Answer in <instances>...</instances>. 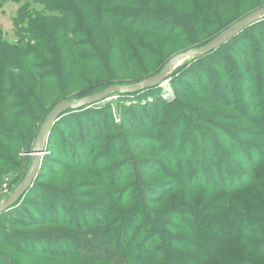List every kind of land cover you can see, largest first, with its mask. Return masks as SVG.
Instances as JSON below:
<instances>
[{
    "label": "trees",
    "instance_id": "obj_1",
    "mask_svg": "<svg viewBox=\"0 0 264 264\" xmlns=\"http://www.w3.org/2000/svg\"><path fill=\"white\" fill-rule=\"evenodd\" d=\"M73 1L75 3L66 0H36L35 3L38 2L42 5L45 11L48 13L55 12L60 16L61 20L57 22L58 29L50 30L44 27L42 24L44 21H40L39 19L31 21L30 25H28L30 27V35L36 38L35 47H28L26 50L21 46L14 49V46L10 47L8 50L10 54L6 57L10 63H25L31 66L30 69L36 72V77L42 83L53 82L57 80L55 68L59 64L57 62L51 66L52 70H50L48 67L49 60H46L44 56H61L55 51V42L57 41V33L63 31L67 37L64 46L72 53L73 64L86 63L95 66L96 70L101 72H94L93 76H89L85 81L77 80L87 85V87L83 88L84 96L78 97V99L101 92L104 88L102 90L100 88L98 90L95 89L103 84L107 83L110 85V82L117 81L112 76L111 70L113 69V62H117L118 60L127 65H133L141 70L142 73L147 74L148 70L145 68L146 64L149 63L147 60L158 55L157 52L149 47V43H146L147 38L153 44L156 40L161 44L169 42V40H178L182 42V46L194 44L196 46H191L192 48H200L206 45L207 40H202L204 43L200 39H197L196 28H218V30L222 29V31L227 28L218 24V13L211 11L210 4L203 0ZM82 2H85L86 16L89 15L84 22L80 18L82 12L78 6V3ZM257 5L255 9L263 7L264 3L261 2ZM93 15H96V17H93ZM90 20H97V25L94 29L93 25L89 23ZM103 27L108 28L105 31L110 30V32L117 35L109 34L108 38H105V31L102 30ZM222 31L218 32L213 38ZM7 60L0 53V74L2 73L4 62ZM32 60L35 61L33 64L31 63ZM164 65L165 63L162 67ZM48 70L50 71L47 72ZM103 74L106 75L105 78H103ZM173 77H175V80L171 84L174 86L177 96L181 95L179 93H194V95L204 96L215 105L217 104L240 112L245 121L248 120L249 107L252 109L251 114H249L252 121L251 124L256 123V127H264V114L261 118H258L259 114H257V117L253 116V112L256 114L257 111L261 110L260 105L262 104L259 101V98L262 96L258 98V95L255 94L254 79L264 86V20L248 27L208 55L193 58L188 67L177 69V72L173 73ZM178 81H187V84L191 86V91L184 92L188 88L177 85ZM135 83L132 82V84ZM260 89L262 90L263 88L260 87ZM155 90L157 88L141 90L135 96ZM20 94L19 90L14 89L10 85L6 86L5 83H1L0 79V105L3 102H13L7 105V113L10 117L8 119L11 122L19 119L26 120L31 116ZM148 95L150 94L146 96ZM20 98L22 100L20 102L13 101ZM175 101L176 99L170 105H174ZM155 104L152 107L153 113L150 128L152 127V123L154 124L155 121H158L155 110L158 104ZM90 106L64 113L65 116L69 115L68 120L70 121H68V129L66 131L63 129L65 139H63L62 144L65 150H68L64 154L68 158L67 161L72 162L74 165L72 170L83 166L86 167L87 162L95 155V136L91 131L93 126L98 128L96 134L97 140L108 138L105 134L107 127H99L96 121L89 127L87 121H82L83 118L86 120L83 113L91 111L92 107ZM176 106L178 107V103H176ZM186 110V116L177 118V120H190L191 123L196 124L195 127L190 128L189 132L187 130L190 126L189 122H185L184 125L179 126L176 130H168L162 127L161 133L167 134V136H164L166 140L164 139L165 141L161 142V146L165 147L167 144H173L174 148H178L176 151L171 152L164 150V154L166 157L179 158V163H181V160L182 162H187L185 165L190 168L186 169L185 176L182 177V181L185 183L183 186L187 190L194 192L206 191L205 194H202L203 196L201 195L198 202L201 203V201L206 200L210 195H215L214 202L206 201L199 207H196V211L192 213V216H196H190L189 218L191 223L185 225L182 230L183 232L180 233L181 235L174 237H169L165 232L160 233L159 231H155L156 228L151 226L154 224L163 227L162 220L158 218L151 219L146 216L141 222L148 227V232L153 233V236L149 234L148 238L141 239L139 241L140 245L137 247L135 246V242L141 238V234L147 235V231L142 232L141 229V233H134L132 239L127 237L132 227L138 224L135 221L138 219L137 217L134 220L132 219L134 215L137 216L139 214L137 209H135L131 216L126 219H122V216H120L116 217V221L110 220L108 224L102 223L105 228L107 227V231L104 229L107 232L106 237L109 240L107 244L116 252V256L127 261L131 260L136 264H216L215 261L222 254L234 253L233 250L226 249L232 244L233 246H241L243 248L242 253H249L251 251L253 253L264 254V207L257 211L248 208L244 212L235 210L232 213L231 209L227 208L228 204L235 200V193L245 191L247 187L252 186L255 182L262 184V194L264 195V175L255 173L257 172L255 168H259L264 161V145L248 141L247 137L242 136L246 132H244L245 129L240 127L239 124L238 129L236 126H228L226 131L222 133V135H225L223 136L224 144L221 142L220 136H213L209 131L197 125L202 120L198 112H194L191 108H187ZM132 111L136 119L133 117V120L127 123L130 128L147 133L151 132L152 128L148 131L143 130L137 125L142 121L140 120V113L134 109ZM171 111L172 109L168 107L170 114L174 112ZM148 112L151 113L150 111ZM178 113L175 112L173 115L168 116L170 122L177 121L174 116L179 117L180 114ZM125 117V113H123V120ZM74 119L82 121L80 123L82 128H79L77 133L74 128L76 124V120ZM205 119L213 120L210 116ZM237 121H240V119ZM97 122H101L100 118L97 119ZM123 122L125 123V121ZM3 123V119L0 117V139L3 140L4 137L9 140H3L7 144H16V135ZM58 128V126L55 127L56 135L58 131L61 132ZM121 128L125 129L124 126H121ZM50 131L49 140L52 139V127ZM181 133H184L182 137ZM262 139L264 140L263 132ZM132 143L135 149H141L136 142L132 141ZM226 143L230 147H236L237 151L233 152L225 148L224 145ZM191 147L192 149H190ZM184 148L187 151H183ZM181 151L185 152L183 157L179 155ZM3 152L4 150H0V167H4L8 163V159L5 157L6 154ZM240 154L242 157H240ZM49 155L51 154L49 153ZM243 157L249 159V169L241 162L240 159H243ZM190 161H192L191 163L194 166H190ZM154 162L157 161L154 160ZM153 166L152 163L146 162L142 165L138 164V167H142L143 170L150 173H155L157 170ZM174 182V186H176L180 181ZM34 185L27 190L18 203L0 214V246L6 248L9 253L18 258L17 261L13 256H6L3 254L5 252L0 248V264H25L27 260L24 257L27 259L34 257L65 258V254L67 256L71 254L70 252L57 253L55 252V248L59 252H64L63 249L60 250L58 243H60V240L66 242L72 241L73 234L68 236L57 233L40 234L22 232L20 230L35 229L49 225L55 228L68 226V228L75 231L88 230L91 227V231L98 226L97 224L88 226L79 222L81 218L77 213L82 208H80V204V206L73 204L75 202L73 197L77 195H69L70 189L63 190L50 185L47 187L39 185L36 190L38 194L42 195L39 198V202L42 203V201H46L48 198L49 201L46 203L48 207L46 210H43L42 208L44 207L40 209L37 205L32 204V201L28 202L26 200L27 195L31 193ZM172 187L171 183L166 182L165 185L159 186L154 191L149 188V194L154 198V200H150V203L154 205L160 204L167 194L162 193V191L168 190V192H171L172 189L170 188ZM44 193L48 197H44ZM222 202L226 205H224V208H219ZM109 213L112 215V211ZM211 214L214 216L209 217ZM77 216L79 217L78 222L76 221ZM142 216L140 215L139 218H142ZM200 219H204L206 222L202 224ZM92 234H94L93 231ZM200 235L205 236V238L199 239ZM197 237L199 240H195ZM114 240L116 242L113 243ZM158 240H161V242L157 245L156 251L160 252L156 256H150L148 253L151 247H154L158 243ZM45 242V248H36V245H41L42 247ZM207 245L210 248L202 256L203 251L201 248ZM191 250L196 251V253H189ZM183 251L186 253H180ZM93 260L101 261V259ZM240 264H248V262L243 261Z\"/></svg>",
    "mask_w": 264,
    "mask_h": 264
},
{
    "label": "rangeland",
    "instance_id": "obj_2",
    "mask_svg": "<svg viewBox=\"0 0 264 264\" xmlns=\"http://www.w3.org/2000/svg\"><path fill=\"white\" fill-rule=\"evenodd\" d=\"M35 1L36 0H0V53L5 60H7L6 56L10 54L8 53L10 47L14 46V49L15 47L21 46L24 47L25 50L28 47H35L36 38L30 35L29 25L31 21L39 19L40 21H44L42 23L44 27L50 30L58 29L57 22L61 20L60 16L55 12L48 13L44 10L42 5L38 2L35 3ZM66 1L75 3L73 0ZM203 1L210 4L211 11L218 13V24L223 25V27L225 26L224 28H228V26L252 13L253 9L254 11L260 9H255V7L261 2L264 3V0ZM78 6L82 12L80 18H82L84 22L89 16H86L85 2L78 3ZM93 17H96V15H93ZM89 23L93 25L94 29L97 25V20H90ZM59 28L62 29L63 27ZM97 28L100 29L99 26H97ZM102 30L105 31L108 30V28L103 27ZM220 31H222V29L198 27L196 28V36L200 41L207 40L206 43L202 41L207 44L209 41L213 40V37ZM109 34L117 35L109 30L104 32V37L108 38ZM66 40L67 37L63 31L57 33L55 51L61 56H44L46 60H49L48 67L50 70H52L51 66L55 65L57 62L59 64L57 68H55L57 80L53 82L42 83L39 81L36 77V72L32 71L30 69L31 66L25 63H10L8 60L4 62V67L0 74L1 83H5L6 86L10 85L21 92L20 97L22 96L31 116L26 120L19 119L14 120L15 122H11V120L8 119L10 117L7 113V105L13 102H3V104L0 105V114H2L0 117L3 119V124L16 135L15 137L17 139L16 144H7L3 140H9L4 137L3 140L0 139V150H4L3 153L6 154L5 157L8 159L6 166L0 167V203L7 200L29 168L32 161L33 145L37 139L39 129L51 109L61 101L74 103L78 97L84 96L83 88L87 87V85H84L80 81H85L89 76H93L94 72L101 73L99 70H96L95 66L86 63L81 62L80 64H73V55L64 46ZM157 41L158 40L153 44L149 38L146 40V43H149V47L158 54L156 57L147 60V62H149L145 66L146 70H148L147 74L142 73L141 70L133 65L122 63L121 60L117 62L112 61L113 69L111 70V74L117 81L110 82V85L107 83L103 84L95 90L99 88L102 90L110 86H128L127 84L131 85L132 82H139L150 78L158 74L162 65L172 57L190 50L192 48L191 46H196L194 44L191 46H182V42L178 40H169V42H164V44ZM232 57L234 56L232 55ZM192 60L193 59L186 60L173 70L163 83L154 87L157 88V90L153 92H145L138 96H135L136 93L125 95L124 97L123 95H111L109 101L94 104L90 106L92 107V109H90L91 111L83 113L86 120L83 118L82 121H87L89 127L94 121L99 124V127H107L105 129V134L108 136L106 139L102 138V140H97L98 137L96 134L98 128L93 126L91 131L95 136V155L87 162L86 167L83 166L72 170L74 165L72 162L67 161L68 158L64 155L68 150H65L62 144L63 139H65L63 129H65V131L68 129V121H70L68 120L69 115L65 116L63 113L55 120L52 126V139L47 140L40 169L32 184L35 185L31 193L27 195L26 200L28 202L32 201V204L37 205L38 208L41 209L44 207L42 209L46 210L48 207L46 203L49 200L47 198L46 201H42L44 204L39 202V198L42 197V195L36 192L39 185H42V187L50 185L63 190L70 189L69 195H77L73 197L75 201L73 204H80L81 206H79L82 208V210L77 213L81 219L79 221V217L77 216L76 221L88 226L93 224H97L98 226L91 231V227L88 230L75 231L68 228V226L55 228L49 225L35 229L28 228L20 230L22 232L40 234L57 233L67 236L73 234L71 238L73 239L72 241L66 242L60 240V243H58L60 250L63 249L64 252H59L58 249L55 248V252L57 253L70 252V256L65 254V258L34 257L30 259L24 257V259L27 260L25 264H136L131 260L127 261L116 256V252L107 244L109 240L108 237H106L107 232L104 230L106 229L107 231V227L105 228L104 224H102H108L110 220L116 221V217L120 216H122V219H126L131 216L135 209H137L139 214L137 216L134 215L132 219L134 220L137 217L138 219L135 221H137L138 224L132 227L127 237L132 239L134 233H141V229L142 232L147 231V235L141 234V238L135 242L136 247L140 245L139 241L141 239L148 238L149 234L153 236V233L148 232V227L141 222L146 216L151 219L158 218L162 220L161 223L164 225L163 227L154 224L151 226L156 228L155 231H159L160 233L165 232L169 237L181 235L180 233L183 232L182 230L185 225L191 223L189 218L192 216V213L196 211V207H199L206 201H211V203L214 202L215 197V195H210L206 200L199 203L198 201H200L201 195L205 194L206 191L201 190L199 192H194L187 190L185 186H183L185 183L182 181V177L185 176L186 169L188 170L190 168L185 165L187 162H182L181 160V163H179V158L166 157L164 154V150L171 152L176 151L178 148H174L173 144H167L165 147L163 145L161 146V142L163 143V141L166 140L164 136H167V134L161 133L162 127L168 130H176L179 126L184 125L185 122H189L190 125L187 129L188 132L190 128L195 127L196 124L191 123L190 120H177V118L186 116L187 108H191L194 112H198V114L201 115L202 118L200 119L202 120L197 124L199 127L209 131L213 136H220L219 138L224 144L225 141H223V136L225 135H222V133L226 131L228 126H236L237 128L239 124L240 127L245 129L244 132L247 133L242 134V136L247 137L248 141L264 145V140L262 139L264 127H256V123H253V125L251 124V117H249V114L252 112L251 108L248 107L247 122L243 119L240 112L236 110L233 111L230 108H225L217 104L215 105L204 96L194 95V93H179L181 94L180 96L176 95L174 86L171 84V82L175 80L173 73H176L179 68L188 67ZM34 62V60L31 61L32 64ZM105 77L106 75L103 74V78ZM78 79H80V81H77ZM187 81L189 82V80ZM187 81H178L177 84L181 85V87L188 88L184 92L191 91V86L187 84ZM260 87L263 89L261 90ZM254 88L258 98L260 96L263 98H259V101L262 103L260 105L261 110L259 112L257 111L256 114L253 112V116L257 117V114H259L258 118H261L264 114V86L260 84L258 80L254 79ZM147 94L150 95L146 96ZM175 99V104L170 105ZM13 101L20 102L22 100L20 98L19 100ZM155 103L158 104L157 109H155L158 121H155L154 124L152 123V131L147 133L145 131H138L130 128L127 123L129 121L131 122L133 117L136 119L132 111V109H134L136 112L140 113V120H142L137 125L143 130L149 131L151 129L149 126L152 120V107ZM176 103H178V107ZM168 107L174 112L171 111L172 113L170 114V112H168ZM175 112H179L178 114H180V116H174L177 121L172 123L168 116L173 115ZM123 113H125L126 116L124 120ZM208 116L213 118V120L205 119ZM98 118H100L101 122H97ZM77 119H74L76 120L74 127L76 133L79 128H82L80 124L82 121L80 122ZM238 119L242 122L237 121ZM123 121H125V123ZM56 126L59 127L58 130H61V132L58 131L57 135L55 132ZM121 126H124L125 129H120ZM184 133H181V137ZM79 134L77 135L79 136ZM132 141L136 142L141 149H135ZM224 147L233 152L237 151L236 147H230L227 143ZM190 149H192V147ZM184 150H186V148H184L183 151ZM183 151L180 152V157L185 155ZM49 153L51 155H49ZM240 157H242L241 154ZM154 160L157 162H154ZM240 160L244 163L245 167L249 169V159L243 157V159ZM144 162L152 163V166L154 165L153 167L157 169L156 172L150 173L143 170L142 167H138L139 163L142 165ZM191 162L192 161H190V166H194ZM255 169L257 171L255 173L264 175V161L259 168ZM178 180L180 182L174 186V181ZM166 182L171 183L173 187L170 189H172V191H162V193L167 194L160 204L154 205L150 203V200H154V198L151 197L148 189L151 188L154 191V189H157L159 186L165 185ZM262 187L261 183L255 182L252 186L247 187L245 191L235 193V200L229 203L227 208L231 209V213L235 210L244 212L247 211L248 208L254 209L255 211L262 209L264 207ZM44 197L48 196L44 193ZM138 205L139 207H137ZM224 205L226 204L222 202L219 208H224ZM65 211L67 212V210ZM110 211H112V215L109 213ZM140 215H143L142 218H139ZM212 215L213 214L209 215V217L214 216ZM200 220L202 224L206 222L204 219ZM92 231L94 234H92ZM162 236L164 237L163 234ZM202 238H205V236L200 235L199 239ZM199 239L198 237L197 239L195 238V240ZM114 242L116 241L114 240L113 243ZM160 242L161 240H158V243L154 247H151L148 253L150 256L158 255L160 251L157 252L156 247ZM45 244L46 242L43 243L42 247L41 245H36V248H45ZM0 248L5 252L3 254L6 256H13L18 261L17 256L9 253L6 248L3 246H0ZM208 248H210L209 245L201 248L203 251L202 256L207 253ZM226 249L233 250L234 253L222 254L219 259L215 261L216 264H240L243 261L248 262V264H264V254L253 253L251 251L249 253H242L243 248L241 246H233V244L229 245ZM180 253L186 252L183 251ZM189 253H196V251L191 250ZM93 259H101V261H95ZM219 261L221 263H217Z\"/></svg>",
    "mask_w": 264,
    "mask_h": 264
},
{
    "label": "water",
    "instance_id": "obj_3",
    "mask_svg": "<svg viewBox=\"0 0 264 264\" xmlns=\"http://www.w3.org/2000/svg\"><path fill=\"white\" fill-rule=\"evenodd\" d=\"M264 20V7L253 11L252 13L244 16L241 20L230 25L227 29L218 34L213 40L200 48H192L178 55H175L168 60L161 68L160 72L150 78L136 82L128 86H110L101 92L89 95L76 100L74 103L61 101L56 104L46 116L43 124L41 125L37 139L33 145L32 161L27 169L23 179L19 182L15 190L4 202L0 203V214L4 213L16 203L20 201L22 196L32 186L38 171L41 166L42 157L45 154V148L50 129L55 120L66 111H76L82 107H87L93 104L109 101L111 95H127L138 93L141 90L154 88L163 83L168 75L179 67L186 60L195 57H202L208 55L210 52L218 49L228 41L233 39L239 33L248 27Z\"/></svg>",
    "mask_w": 264,
    "mask_h": 264
}]
</instances>
